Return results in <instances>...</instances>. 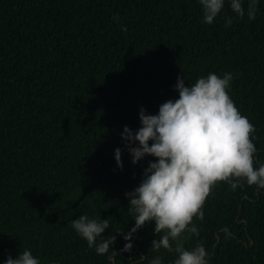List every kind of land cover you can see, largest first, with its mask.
Instances as JSON below:
<instances>
[{
    "label": "trees",
    "instance_id": "obj_1",
    "mask_svg": "<svg viewBox=\"0 0 264 264\" xmlns=\"http://www.w3.org/2000/svg\"><path fill=\"white\" fill-rule=\"evenodd\" d=\"M248 6L240 19L225 0L206 24L198 0H0V264L25 249L41 264H112L114 250L115 264H174L175 252L151 248L154 221L124 239L135 226L125 193L155 157L133 164L122 133L142 126L141 108L178 99V77L190 87L231 73L264 164V0L255 20ZM203 212L186 248L203 245L208 264H264V189L217 183ZM81 215L109 220V254L72 228Z\"/></svg>",
    "mask_w": 264,
    "mask_h": 264
},
{
    "label": "clouds",
    "instance_id": "obj_2",
    "mask_svg": "<svg viewBox=\"0 0 264 264\" xmlns=\"http://www.w3.org/2000/svg\"><path fill=\"white\" fill-rule=\"evenodd\" d=\"M198 2L206 24H212L225 5V0ZM257 4L258 0H249L247 15L250 20L256 19ZM230 6L243 19L242 0H230ZM113 20L118 23L119 15ZM232 22L229 17L225 27ZM122 31L126 32L127 27L123 26ZM232 79L231 73L223 77L209 73L187 87L184 77H178L175 90L179 98L161 104L155 115L141 108L142 126L135 132L125 126L122 133L133 164L146 156L155 157L144 170L139 186L125 193L135 226L124 239L131 241L137 230L154 221L158 239L152 241L151 248L175 252L178 258L174 264H208L209 254L204 246L198 244L188 249L185 241L192 235H199L193 221L195 218L203 220L204 205L217 183L224 182L235 189L243 180L249 186L264 189V164L259 168L254 166L257 149L253 134L256 130L248 118L241 115L229 95ZM137 142L138 146L133 147ZM121 156V149H116L117 165L123 169ZM71 226L98 255L110 253L116 237L103 235L110 228L108 219L81 215ZM132 247L131 242L126 243L122 251H131ZM115 255L114 250L108 256L112 264H115ZM5 264L41 262L25 249L15 259L9 256ZM150 264H162L161 257H155Z\"/></svg>",
    "mask_w": 264,
    "mask_h": 264
}]
</instances>
